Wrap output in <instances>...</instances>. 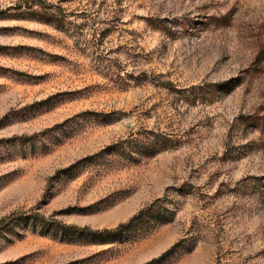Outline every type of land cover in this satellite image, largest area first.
I'll list each match as a JSON object with an SVG mask.
<instances>
[{
  "label": "rangeland",
  "instance_id": "1",
  "mask_svg": "<svg viewBox=\"0 0 264 264\" xmlns=\"http://www.w3.org/2000/svg\"><path fill=\"white\" fill-rule=\"evenodd\" d=\"M164 197L139 238L26 227L0 264H264V0H0V219Z\"/></svg>",
  "mask_w": 264,
  "mask_h": 264
},
{
  "label": "trees",
  "instance_id": "2",
  "mask_svg": "<svg viewBox=\"0 0 264 264\" xmlns=\"http://www.w3.org/2000/svg\"><path fill=\"white\" fill-rule=\"evenodd\" d=\"M52 9L50 15L52 19L57 20L58 5L51 4ZM48 19L52 20L48 17ZM167 198H157L129 221L120 223L113 228L92 229L88 226L81 227L78 225L64 223L57 219H48L42 214H23L12 212L0 219V235L12 232L18 235L23 229H31L33 232L54 235L66 241H74L79 239H89L93 242L107 243L112 240H127L139 238L148 231V228L154 224L166 222L172 217L173 210L168 208Z\"/></svg>",
  "mask_w": 264,
  "mask_h": 264
}]
</instances>
